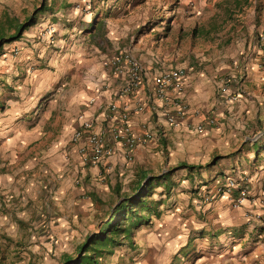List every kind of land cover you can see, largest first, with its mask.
<instances>
[{"label":"crops","instance_id":"1","mask_svg":"<svg viewBox=\"0 0 264 264\" xmlns=\"http://www.w3.org/2000/svg\"><path fill=\"white\" fill-rule=\"evenodd\" d=\"M260 1L262 14L255 19L256 5L251 4L245 29L231 39V53L224 54L216 67H190L184 87L188 108L183 115L178 114L175 103L165 102L157 95L155 77L160 66H146L142 84L121 93V79L104 64L108 55L97 54L96 46L86 40L66 36L60 19L55 17L59 12H51L42 20L34 15L37 23L31 26L30 37L24 41L17 38L26 22L9 17L10 28L16 35L15 40H5L0 28V64L4 67L0 77L4 76L2 70L17 72L23 65L34 64L35 90L50 88L65 75L69 87L76 85L73 98L67 103L56 101L45 108L39 102H13L4 108L0 105V197L13 190L12 196H7L13 197L19 216L31 218L28 211H33L34 206H42L48 218V212L56 213L55 220L50 222L52 229L45 224L48 229L43 241L47 255L54 250L57 262L68 264L73 260L71 255L81 249L86 239L75 235L70 221L81 213L82 204L89 199L96 202L98 197L103 198L98 190L105 184L112 192L118 184L122 189L121 181L128 179L132 189L136 180L148 173L151 195L153 183L159 179L154 172L161 171L165 175L175 174V185L170 187L169 194L162 195L163 205L172 207V215L165 214L160 222L164 235L182 239L189 223V231L206 234L211 253L221 252L218 257L205 256L212 264L264 262V129H259L260 124L264 125V0ZM21 5V0H0V14L7 16L10 9L16 12L23 8ZM14 46L21 47L17 58L5 51ZM152 54V61L159 63V53ZM79 61L98 67L81 75L82 71L75 68ZM236 62L242 70L246 67L247 73L242 95L233 100L235 86L217 79L235 67ZM169 93L175 97L176 88L170 87ZM111 103L117 104L116 112L109 109ZM125 111L129 113L127 124L137 137L132 150L113 134ZM171 114L178 117L177 124L168 120ZM85 120L92 122L91 129L103 134L113 149L97 162L90 158L92 148L85 136L73 139ZM41 139L49 141L44 167L39 166L37 150L32 151V145ZM238 142L237 151L231 150ZM185 162L188 164L174 168ZM42 170L46 172L45 178L39 179L42 174L37 172ZM238 176L248 178L251 190L241 205L233 203L238 192L230 194L219 189L228 178ZM160 181L167 187L169 178ZM39 186L55 188L51 198L48 196L50 199L40 205L32 191ZM206 194L212 195L210 201L204 199ZM127 236L132 254L137 251V244L132 242L130 233ZM29 237L36 240L35 232H30ZM120 254L113 263L105 257L100 264H119ZM77 261L80 263V258ZM131 264L151 263L143 259L142 263Z\"/></svg>","mask_w":264,"mask_h":264},{"label":"rangeland","instance_id":"2","mask_svg":"<svg viewBox=\"0 0 264 264\" xmlns=\"http://www.w3.org/2000/svg\"><path fill=\"white\" fill-rule=\"evenodd\" d=\"M21 2L23 8L20 10L18 8L15 12L10 9L7 16L0 14V28L4 32L5 40H15L14 35H16L15 30L10 28L9 17L26 22L25 29L18 38L16 37L24 41L25 37H30L31 26L37 23L34 15L42 20L51 12H59L55 17L60 19L66 36L90 42L96 46L97 54L101 56L111 57L119 49L125 48L139 57L145 66L151 68L160 66L158 67L160 70L185 67L188 71L194 65L200 68H208L212 65L216 67L223 59V55L230 52L231 39L245 29L251 13V4L256 5L255 19L262 14L261 6H263L260 0H251L244 8H239L234 0H21ZM88 47L92 46L88 45ZM5 51H9L13 58H17L21 47L14 46ZM152 52H157L161 56L159 63L152 61ZM231 64L234 65V61ZM36 67L34 64H29L18 68L17 72L2 70L4 76L0 77V105L3 108L13 102L22 105L39 102L45 108L52 102L67 103L73 98L76 85L72 83L73 85L69 87L66 75L61 76L57 84L50 88L38 87L35 90L36 83L33 77L36 75L34 70ZM93 67L96 68L98 65L88 64L85 61H79V66H75L77 70L82 71L81 75H88L87 72L95 69ZM3 68L0 64V69ZM238 68L247 73L246 67L242 70L239 62H236L235 67L233 66L217 80L220 83H229L227 77L237 74ZM260 126L262 127L259 129L263 130L264 125L260 124ZM249 131L250 128L246 130ZM255 132L256 130L252 133ZM48 142L46 139H41L32 145V151L38 152L39 166L42 167L47 164L45 153ZM239 144L240 142L234 145L235 147H230L231 150L237 151ZM249 158L247 157V160ZM160 172H154L159 179L153 183L154 191L151 195L144 194L151 189L147 179L142 181L138 191L140 194L134 195V198L143 200V205L135 208V211L147 219L131 228L129 232L133 237L132 242L137 244L134 248L137 251L129 254L127 245L129 233L121 234L117 236L115 242L107 246L103 256L100 257V263L105 257L109 258L108 261L112 259L113 263V259L121 252L119 264H131L133 261L142 263L143 259L151 264H212L213 261L210 262L205 256L218 257L221 253L219 251L211 253L212 245L210 242L206 243V234H194L189 231V223L182 233V239H176L172 234H163L160 222L163 221L165 214L172 215V207L163 205L162 195L169 194L170 187L175 185L173 179L175 174L168 173L169 177H167L165 172ZM44 173L45 170L37 172V175L42 174L39 179L45 178ZM162 178H169L167 187L160 181ZM121 182L122 192L134 194L128 179L127 181L123 179ZM54 190L55 188L52 187L46 189L45 186L32 189L33 192L35 191V199L39 201V205L40 202L50 199ZM13 192L10 190L0 197V264H66L64 261L61 263L56 261L57 254L54 250L48 252V255L44 250V234L49 227L52 229L50 222L55 220L56 213L48 212L51 215L48 218L41 209L42 206H34L33 211H28L31 218L19 216V209L14 207L13 197L8 200L7 194L12 196ZM98 193L103 198L112 194L106 184L98 190ZM101 216L99 201L89 199L88 203L82 204L81 213L70 221V228L75 235L85 239L89 237L91 240L100 231ZM109 218L110 216L106 220ZM32 231L35 232L36 240L29 237ZM53 239L55 242L56 236ZM199 241L204 244H200ZM82 255L83 250L75 251L71 255L73 260L68 264H78L77 260L83 257ZM216 264L222 262L216 261ZM255 264H264V262L257 261Z\"/></svg>","mask_w":264,"mask_h":264},{"label":"built area","instance_id":"3","mask_svg":"<svg viewBox=\"0 0 264 264\" xmlns=\"http://www.w3.org/2000/svg\"><path fill=\"white\" fill-rule=\"evenodd\" d=\"M104 64L107 69L112 72V74L121 79V93H127L138 88L144 81L146 66L139 57L128 49H119L114 55L109 57ZM187 74L188 70L185 67H172L162 69L155 77L158 97L165 102L172 101L175 103L179 115L185 114L188 108V102L184 93ZM245 79L246 73L241 70L237 74H232L227 77V82L232 83L235 86V93L232 94L231 99H237L242 95ZM172 86H174L177 90L175 97H172L169 93V88ZM92 100H95V98ZM139 108H141V106H139ZM109 109L112 112H116L118 110V106L115 103H111ZM128 118L129 113L127 111L121 113L122 123L119 126H114L113 134L116 138H122L125 144L128 145L129 149L132 150L136 144L137 137L132 134L129 125L127 124ZM168 120L175 124L179 122L178 117L175 114L169 115ZM82 126V129L75 131L73 139L76 141L83 136L87 138V141L90 143L92 148V155L90 158L93 161L97 162L101 160L103 156L112 153L113 149L109 145L105 136L94 132L91 129L92 122L90 120H85ZM219 189L222 192L230 194L235 191L238 192L233 199V203L235 205H241L251 194L249 180L244 176L228 178ZM262 190L264 199V183ZM204 199L210 201L212 199V195L206 194ZM8 200H10L9 196Z\"/></svg>","mask_w":264,"mask_h":264},{"label":"trees","instance_id":"4","mask_svg":"<svg viewBox=\"0 0 264 264\" xmlns=\"http://www.w3.org/2000/svg\"><path fill=\"white\" fill-rule=\"evenodd\" d=\"M250 1L251 0H234V3L238 5L239 8H244L250 4ZM21 26L22 24H20L18 29H20ZM1 38H3V36H0V39ZM187 164L186 162L181 163L177 165L176 168ZM147 177L148 173H144L136 180L132 187L134 194L122 192L121 185L118 184L112 190L111 196L107 198L98 197L97 200L99 201L102 213L100 218L102 221L100 231L94 238L89 240L88 237L82 243L81 249H83V257H80V263L78 264H100V257L103 256L107 246L115 242L117 236L121 234L127 235L131 231V228L141 224L143 220H147L144 215L135 211V208L143 205V200L134 198V195L140 194L138 191L141 188L142 181L147 179ZM151 191L152 187L144 194H150ZM108 216H110V218L106 220Z\"/></svg>","mask_w":264,"mask_h":264}]
</instances>
